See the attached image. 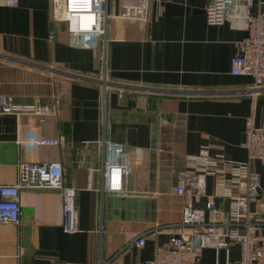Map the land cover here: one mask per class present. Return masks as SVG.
<instances>
[{"label":"crops","instance_id":"obj_1","mask_svg":"<svg viewBox=\"0 0 264 264\" xmlns=\"http://www.w3.org/2000/svg\"><path fill=\"white\" fill-rule=\"evenodd\" d=\"M208 0L152 1L145 22L110 18L105 36L81 46L58 19L54 0H0V96L19 106L54 107L40 122L0 116V188L13 187L20 162L61 164L78 191V230H65L60 190H21L18 224H0V264H136L177 231L184 200L174 193L188 163L246 162L247 121L264 128V92L232 74L247 37L229 23L207 22ZM109 12L119 13L117 0ZM58 147H34L36 137ZM123 147L132 173L128 193L105 187L108 143ZM264 192V166L254 164ZM91 170V171H90ZM216 179L208 178L213 194ZM227 210L230 203L218 200ZM203 208L204 199L194 201ZM263 211V207H257ZM149 231L143 247L121 251ZM239 245L209 249L202 264H237Z\"/></svg>","mask_w":264,"mask_h":264},{"label":"built area","instance_id":"obj_2","mask_svg":"<svg viewBox=\"0 0 264 264\" xmlns=\"http://www.w3.org/2000/svg\"><path fill=\"white\" fill-rule=\"evenodd\" d=\"M16 5L18 0H5ZM59 3L58 19L68 25L69 32L81 46L94 45V38L105 36L110 18L145 22L149 18L152 1L117 0L119 13L109 12L110 0H54ZM207 22L210 25L229 23L233 29L244 30L247 37L240 52L232 60V74L253 80L249 91L264 92V0H208ZM56 114L54 107L19 106L11 97L0 96V116H14L20 120L32 116L40 122ZM34 147H58V138L36 137L27 141ZM244 147L246 162L227 161L211 157L202 151L191 159L187 169L177 178L174 193L184 200L182 219L170 225L177 232L167 243L156 246L153 259L136 264H202L205 251L226 250L239 245L237 264H264V192L254 164L264 166V128H257L253 119L247 121ZM107 165L104 170L105 187L110 193L126 194L132 167L123 147L108 143ZM19 181L13 187L0 188V224H18L21 217V190L52 189L62 194L65 230H78V191L63 183L61 164L56 161L20 162ZM91 171V170H90ZM216 179L213 194L207 193L208 178ZM205 200L203 208L195 207V200ZM218 200H227L230 207L222 209ZM257 207H263L259 211ZM149 231L130 239L121 251H132L146 243Z\"/></svg>","mask_w":264,"mask_h":264}]
</instances>
